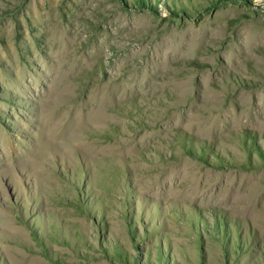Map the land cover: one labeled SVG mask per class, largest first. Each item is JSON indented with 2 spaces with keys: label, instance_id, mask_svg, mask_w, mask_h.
Listing matches in <instances>:
<instances>
[{
  "label": "rangeland",
  "instance_id": "obj_1",
  "mask_svg": "<svg viewBox=\"0 0 264 264\" xmlns=\"http://www.w3.org/2000/svg\"><path fill=\"white\" fill-rule=\"evenodd\" d=\"M0 264H264V0H0Z\"/></svg>",
  "mask_w": 264,
  "mask_h": 264
}]
</instances>
